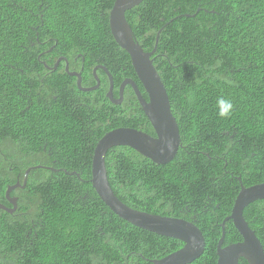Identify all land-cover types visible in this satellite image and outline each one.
<instances>
[{
	"label": "trees",
	"instance_id": "16d2710c",
	"mask_svg": "<svg viewBox=\"0 0 264 264\" xmlns=\"http://www.w3.org/2000/svg\"><path fill=\"white\" fill-rule=\"evenodd\" d=\"M114 1L0 0V204L12 208L5 191L22 185L28 168L57 170L32 169L10 193L16 210H0V264H152L183 246L118 218L90 184L93 149L105 133L154 136L129 86L114 105L102 69L90 92L69 75L79 73L90 88L102 66L114 97L128 78L147 99L111 36ZM125 19L144 52L159 32L150 60L180 146L163 165L128 147L108 150V183L132 209L192 222L204 249L189 264H216L220 225L240 184L264 183V0H143ZM219 98L233 103L230 117L218 116ZM242 215L264 252V200ZM224 234L223 247L241 241L231 221Z\"/></svg>",
	"mask_w": 264,
	"mask_h": 264
},
{
	"label": "water",
	"instance_id": "95a60500",
	"mask_svg": "<svg viewBox=\"0 0 264 264\" xmlns=\"http://www.w3.org/2000/svg\"><path fill=\"white\" fill-rule=\"evenodd\" d=\"M142 1L115 0L109 12L108 25L115 43L129 56L135 76L141 84L147 99H144L133 80L126 79L118 87L119 98L116 101L112 96V78L106 69H101L105 72L109 82L106 97L111 102L119 104L122 100L124 88L129 86L150 123L154 136L132 128H117L105 133L93 149L90 184L101 202L121 220L147 232L173 238L183 244L179 250L161 259L152 260V264H189L203 253L204 238L201 231L192 222L186 220L153 215L128 207L114 195L107 180L105 156L108 150L114 147H128L154 164L163 165L173 159L180 146L178 127L171 114L166 91L150 60L156 49L159 32L155 37L153 50L144 52L133 38L132 31L125 19V12L139 5ZM61 59L54 64V68ZM64 61L66 62V59ZM97 69H100V67L94 68L92 72L96 84L90 88L81 87L79 73L71 72L69 75L76 77V85L80 90L90 92L99 86V79L95 74ZM65 71L68 72L67 64ZM38 168L57 171L42 166L30 167L25 170L22 185L17 181L14 185L8 186L5 191V199L11 204L12 208L0 204V210L8 214H12L16 210V199L10 198V193L14 189L24 188L28 173L32 169ZM61 171L69 176H78L75 172ZM258 200H264V183L250 187H244L240 184V190L234 199L230 215L220 225L222 233L216 246V264H238L240 259L244 260L246 264H264L262 246L242 215L244 208ZM227 221L232 222L241 237V241L223 247L224 224Z\"/></svg>",
	"mask_w": 264,
	"mask_h": 264
},
{
	"label": "clouds",
	"instance_id": "9594fccd",
	"mask_svg": "<svg viewBox=\"0 0 264 264\" xmlns=\"http://www.w3.org/2000/svg\"><path fill=\"white\" fill-rule=\"evenodd\" d=\"M217 109H218V116L221 118H228L231 116L233 110H234V105L233 103L224 98H219L217 100Z\"/></svg>",
	"mask_w": 264,
	"mask_h": 264
},
{
	"label": "flooded vegetation",
	"instance_id": "af4514ba",
	"mask_svg": "<svg viewBox=\"0 0 264 264\" xmlns=\"http://www.w3.org/2000/svg\"><path fill=\"white\" fill-rule=\"evenodd\" d=\"M96 67H100V69L102 68V69H106V68H104V67H102V66H96ZM95 67V68H96ZM99 69V70H100ZM102 71V70H101ZM74 72V71H73ZM72 72V73H73ZM70 73V72H69ZM77 73V72H76ZM104 74H105V72H103ZM93 74V73H92ZM93 76V75H92ZM73 78H75L76 79V77H73ZM94 79V78H93ZM99 79V78H98ZM108 79V78H107ZM126 79H128V78H126ZM126 79H124V80H126ZM80 80H81V77H80ZM132 80V79H131ZM94 81H95V79H94ZM96 82V81H95ZM139 82V81H138ZM109 83V82H108ZM81 84V83H80ZM96 84V83H95ZM137 85V84H136ZM76 87H77V85H76ZM138 87V86H137ZM78 88V87H77ZM83 88V87H82ZM88 88V87H87ZM114 88V87H113ZM79 89V88H78ZM119 89V88H118ZM80 90V89H79ZM106 95V94H105ZM112 96H113V99H115L116 101L118 100V96L117 97H114V91H113V89H112ZM145 99V98H144ZM121 102H122V100H121ZM120 102V103H121ZM119 103V104H120ZM114 105H118V104H116V103H114ZM153 130V129H152ZM53 164L55 163V161H51ZM10 197V196H9ZM11 198V197H10ZM12 199H15V198H12ZM6 201H7V199H6ZM7 203H9L8 201H7ZM10 204V203H9ZM3 205V204H2ZM6 207V206H5ZM8 208V207H7Z\"/></svg>",
	"mask_w": 264,
	"mask_h": 264
},
{
	"label": "bare ground",
	"instance_id": "6f19581e",
	"mask_svg": "<svg viewBox=\"0 0 264 264\" xmlns=\"http://www.w3.org/2000/svg\"><path fill=\"white\" fill-rule=\"evenodd\" d=\"M152 63H153V62H152ZM137 86H138V85H137ZM23 90H24V89H23ZM23 90H22V91H23Z\"/></svg>",
	"mask_w": 264,
	"mask_h": 264
}]
</instances>
